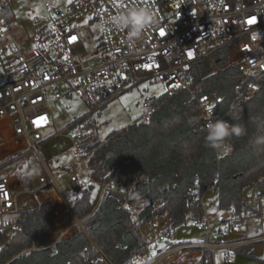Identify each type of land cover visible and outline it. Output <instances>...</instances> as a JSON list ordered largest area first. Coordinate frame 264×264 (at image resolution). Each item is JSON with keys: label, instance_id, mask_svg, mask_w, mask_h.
I'll list each match as a JSON object with an SVG mask.
<instances>
[{"label": "built area", "instance_id": "2783aa9c", "mask_svg": "<svg viewBox=\"0 0 264 264\" xmlns=\"http://www.w3.org/2000/svg\"><path fill=\"white\" fill-rule=\"evenodd\" d=\"M19 1L0 0V123L8 121L16 140L26 141L32 151L39 153L44 143L65 135L76 153L86 155L85 142L98 133L89 120L91 113L130 91L136 85H129L130 80L156 79L165 95L184 90L193 93L198 82L194 76L196 65L205 61L212 67L218 53L227 50L226 64L213 72L233 66L243 74L228 109L219 110L225 97L218 93L194 96L200 107L201 129L214 131L218 158L234 153L230 136L236 126L219 130L218 124L261 91V84L249 78L264 74V0H63V6L44 2V14L32 16L35 32L23 41L16 37L13 21L4 16L11 4ZM95 23L100 29L97 38L91 30ZM60 84H69L71 92L89 106L91 113L57 129L49 102L50 93L62 96ZM152 113L153 109L145 121ZM48 182L57 185L53 176L49 181L42 177L32 192ZM13 187L11 177L0 173L2 237L16 232L11 216L19 210ZM192 193L194 199L186 201L187 212L181 224L205 233V240L177 242L179 225L167 222L160 211L161 202L155 201L147 217L137 218L145 249L124 264H170L175 257L193 250L207 253V263L238 264L236 249L264 241L228 239L231 233L253 227L264 218V197L259 214L232 210L227 219L215 221L206 214L205 194ZM196 202L201 206V215L193 213ZM127 249L123 246L124 251ZM102 258L112 264L104 254Z\"/></svg>", "mask_w": 264, "mask_h": 264}, {"label": "trees", "instance_id": "16d2710c", "mask_svg": "<svg viewBox=\"0 0 264 264\" xmlns=\"http://www.w3.org/2000/svg\"><path fill=\"white\" fill-rule=\"evenodd\" d=\"M4 16L8 21L14 19L10 10ZM228 53H218L217 68L226 64ZM213 71L205 61L197 64L194 76L198 82L193 93L184 90L152 98L149 121L135 120L128 131L113 130L103 140L97 133L85 142L89 165L94 166L92 176L106 186L97 207L91 190L85 191L73 206L78 217L86 216V232L62 238L52 247L51 210L41 204L19 211L11 216L16 232L8 236L7 242L0 236V264H106L102 254L112 264L127 262L145 249V239L125 199L112 187L137 184L132 192L148 200L139 217H147L150 204L160 201L164 219L174 225L184 221L186 201L194 199L192 191L206 194L213 185L220 210L259 214V209L244 202L243 193L247 186L259 185L264 197V74L249 78L262 86L255 99L218 124V129L221 124L236 126L230 136L234 153L218 158L214 131L201 129L198 122L200 107L194 94L223 95L225 101L219 110H227L243 74L233 66ZM192 210L202 214L197 202ZM123 246L128 249L124 251ZM246 250L241 247L235 252L253 255Z\"/></svg>", "mask_w": 264, "mask_h": 264}, {"label": "rangeland", "instance_id": "374dc122", "mask_svg": "<svg viewBox=\"0 0 264 264\" xmlns=\"http://www.w3.org/2000/svg\"><path fill=\"white\" fill-rule=\"evenodd\" d=\"M44 2L59 6L64 5L63 0H20L11 4L10 11L14 15L13 29L20 41L35 32L36 27L32 22V16L34 13L44 14ZM0 26H2L1 20ZM91 30L92 35L97 38L100 33L99 25L95 23ZM86 44L91 45L89 41H86ZM211 66L213 69L217 68L215 65ZM129 83V85H136L120 98L93 113H91L88 105L74 92H71L69 84H60L58 89L62 92V96L57 98L55 93H50L51 101L49 102V109L56 120V128L62 129L69 121L91 113L89 120L97 123L98 137L103 140L113 130L125 129L135 120L145 122V117L152 109L151 99L164 95V89L160 81L156 79L130 80ZM3 122L0 123V173H5L13 179L12 181L16 186L14 193L17 194V199L22 203L31 199L35 205L39 199L32 196L34 193L30 191V194H26L18 189L22 186L23 190H30L37 185V177L33 175V172L41 173L39 176L46 177L48 181L53 176L57 185L48 182L45 187L39 189V192L43 193L40 201L51 210L52 219L53 216L55 218L51 220L52 233L58 229L61 232L59 236L62 237L63 235V238H70L79 231L86 232L83 222L86 216L78 217L73 206L85 191L91 190L97 207L106 189L102 186L104 184L92 176L89 158L86 155L82 156L76 153L72 142L65 135L44 143L39 148V153L34 152L26 141L16 140L8 127V123ZM224 128H226L225 124L219 126V130ZM46 167L49 168L50 172ZM24 182L27 183V186L24 185ZM81 183H84L85 186L81 187ZM136 185L133 184L130 187L120 189L112 187V189L125 199L126 206L137 220L140 211L147 205L148 200L140 198L132 192ZM51 187L56 188V191L52 188L50 192H47V189ZM217 193V188L213 185L204 196L206 214L215 221L229 216V212L219 209ZM262 198V190L259 185H250L245 188L243 200L251 208H259ZM65 216H67L66 219ZM257 225L264 229V218H259ZM241 234L237 233L234 237L240 238L242 237ZM5 240L7 237H4ZM204 240L205 233L199 232L189 224L177 226V242L201 243ZM195 252L198 251L185 252L175 257L170 264H199ZM203 256L209 257L204 252ZM248 264H264V242L256 246L255 254L248 260Z\"/></svg>", "mask_w": 264, "mask_h": 264}, {"label": "crops", "instance_id": "0c3cea01", "mask_svg": "<svg viewBox=\"0 0 264 264\" xmlns=\"http://www.w3.org/2000/svg\"><path fill=\"white\" fill-rule=\"evenodd\" d=\"M3 123H8V121L6 120V121H4ZM8 127L10 128V125H9V123H8ZM129 127V126H128ZM127 127V128H128ZM11 130V129H10ZM23 141V140H22ZM91 171H93V168H92V166H91ZM34 174V176H36L37 177V181H38V183H37V185L35 186V187H32V188H36V187H38L39 185H40V180H41V178L42 177H40L39 175L41 174H39V173H37V172H33ZM12 179V178H11ZM13 180V179H12ZM31 188V189H32ZM16 189V186H15V184H14V187H13V194H14V196L16 197V201H17V205H18V210L19 211H27V210H31V209H33V208H35L36 206H38V205H41V204H43L41 201H40V199H41V197L43 196V193H40L39 192V190H38V192H36V193H34V192H32V190L30 189V190H23V188H22V186H20V189H18V190H21L23 193H26V194H30V191L32 192V193H34L32 196H34V197H36L37 199H39V202H37L35 205H34V203H33V200H26L25 202L26 203H22V202H20L18 199H17V194H15L14 193V190ZM55 190V189H54ZM29 191V192H28ZM50 192V191H49ZM55 192V191H54ZM99 205V204H98ZM257 209H259V208H257ZM58 211H59V209H58ZM58 217V216H57ZM56 217V218H57ZM65 219L67 218V216H65L64 217ZM55 218H54V216H53V219L52 220H54ZM225 219H227V217H222V218H220L219 220H225ZM259 226L256 224L255 226H253V227H247V228H244L241 232H238V233H242L241 235H242V237H240V238H236V237H234V235L235 234H237V233H231L230 235H229V237H228V239L229 240H231V241H242V240H247V239H258V238H263L264 239V229H263V227L261 226V227H259ZM51 235H52V239H51V245L52 244H55L59 239H60V237L61 236H59V235H61V232H59V230L58 229H55L54 230V233H51ZM54 235V236H53ZM7 240H8V237H7ZM7 240H5V242H7ZM262 242H264V241H261V242H256V243H252V244H249V245H247V246H244V248L246 247L247 248V253H252L253 255L255 254V248H256V246L257 245H259V244H261ZM236 253V261H237V263L238 264H248V260L251 258V257H253V255L252 256H250V254H248V255H244L242 252H235ZM195 254H196V257L199 259L198 260V262H199V264H212L213 262L210 260L209 261V263H207L206 262V257L205 256H203V252H200V251H198V252H195ZM221 258H217V262L218 263H220L221 262Z\"/></svg>", "mask_w": 264, "mask_h": 264}]
</instances>
